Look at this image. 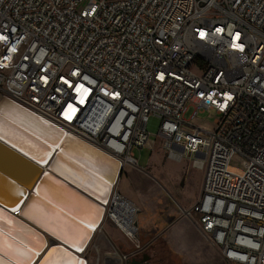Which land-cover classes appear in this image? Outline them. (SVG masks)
<instances>
[{"label": "built area", "instance_id": "obj_1", "mask_svg": "<svg viewBox=\"0 0 264 264\" xmlns=\"http://www.w3.org/2000/svg\"><path fill=\"white\" fill-rule=\"evenodd\" d=\"M3 98L122 172L143 173L135 149L192 158L203 180L181 217L225 263L264 264V0H0ZM209 111L213 131L192 125ZM236 155L241 175L228 171ZM119 198L115 186L110 221ZM116 228L133 247L124 264L143 252L141 232Z\"/></svg>", "mask_w": 264, "mask_h": 264}, {"label": "bare ground", "instance_id": "obj_2", "mask_svg": "<svg viewBox=\"0 0 264 264\" xmlns=\"http://www.w3.org/2000/svg\"><path fill=\"white\" fill-rule=\"evenodd\" d=\"M24 110L0 106V196L8 197L17 189L8 178L22 182L30 190L38 176L51 173L89 197L97 213L92 212V207L72 200L70 203L54 182L44 180L25 207V216L64 241L76 251L81 263L87 264L81 254L103 224L105 205L118 184L121 166L63 129ZM111 222L118 228L124 223L131 227L136 222V206L117 199ZM76 226L87 232L85 240ZM1 228L0 264H32L44 243L36 240L27 227L9 224L8 231ZM104 258L105 264L121 263L115 252ZM95 261L101 264L100 259ZM43 264L74 262L61 258Z\"/></svg>", "mask_w": 264, "mask_h": 264}, {"label": "rangeland", "instance_id": "obj_3", "mask_svg": "<svg viewBox=\"0 0 264 264\" xmlns=\"http://www.w3.org/2000/svg\"><path fill=\"white\" fill-rule=\"evenodd\" d=\"M193 72L197 73L195 70H193ZM190 114L191 111L189 110L183 116L184 119H189ZM216 119L217 115L213 111L203 112L199 113L196 116V119L192 121V125L205 132H211L215 127ZM158 123L159 121L157 119H153L148 125V131L151 134L150 138H157V141ZM133 155L135 160L137 161L138 168L140 170H143V174L139 176V179L144 191L143 193L147 194L148 192H150L151 194L150 202H148L150 203V205L157 203L160 204L164 201L166 203H169L173 207H177L176 203H178L179 205L185 207L184 209H189L190 206L195 202L196 198L199 197L198 195L201 188V182L203 180V171L191 167L190 163L192 158L189 160L184 158L180 162L169 160L165 156V152H163L160 145H158V147H156L153 151H150L148 149H135L133 151ZM244 166V160L236 155L231 158L228 171L235 175H241L244 170ZM138 172L142 173L141 171ZM125 174L126 171L125 169H123V177L120 176V178L122 177L123 179L125 177ZM145 175L155 181V187L149 185L147 186V184L145 186ZM124 180L125 179H123L122 184H124ZM126 185L129 192L135 191L139 193V191L136 189L137 185L135 182V187H129L130 178H127ZM116 191L119 193L117 186ZM120 196L124 200H128L121 194ZM157 198L159 199L160 203L158 202ZM135 206L137 209V225L139 228H141L146 219V214L143 212H139V206L137 204H135ZM179 218H182L181 215ZM147 234L148 235H145L146 237H144L141 232L139 241L140 245L143 247V252L145 254H148L149 256H152L154 264L197 263V258H188V252L183 249L181 250L178 248L179 255H175L174 253H172V249L177 250V248H175L176 246H173L168 239L167 241H164L162 239V235L157 236V232L155 229H152L150 233ZM132 250L133 247L130 242L124 238L123 234L116 228V226L109 220V218L105 214L100 230L92 236L91 241L87 245L86 249L82 252L81 258H85L89 264H93L97 259H100L101 264H105V255L115 252L121 259V256L123 254H126L124 253V251L129 253Z\"/></svg>", "mask_w": 264, "mask_h": 264}, {"label": "crops", "instance_id": "obj_4", "mask_svg": "<svg viewBox=\"0 0 264 264\" xmlns=\"http://www.w3.org/2000/svg\"><path fill=\"white\" fill-rule=\"evenodd\" d=\"M124 169L126 171L125 177L123 178L125 179L124 184H122L123 183L122 182L123 172H122L121 175L122 177L119 178L118 181L119 185L117 184V189L124 198L128 199L129 201L139 206V212H143L146 214L145 215L146 219L144 221V224L140 228L144 237H146L145 235H148L147 233H150L152 229H155L157 232L156 234L157 236L162 235V239L164 241H167L168 239L173 246H176L175 248H177V250L172 249V253H174L175 255H179L178 254L179 252L178 248H179L181 250L183 249L188 252L187 254L188 258L191 257L197 258L196 264H227L221 259L217 250L208 246V244L202 239L194 223L185 220L183 218H179L180 209H184L185 207L179 205L178 203H176L177 207H173L172 205L164 201L160 203L158 198L157 200L160 204L157 203L150 205V203L148 202H150L151 194L150 192L144 194L143 188L140 184L141 181L139 179L140 178L139 176L142 175L143 173L138 172V170L128 168L127 166L124 167ZM127 178H130L129 187L131 188L135 187L134 185L135 182L137 185L136 189L139 191V193L135 191L134 192L128 191L126 185ZM146 184L147 186L149 185L155 187V181L147 176L145 178V186ZM197 198L193 204L196 203ZM135 204L133 205L135 206ZM124 253H128V252L124 251ZM143 255H146V257L149 258V264H154L152 256H149L144 252L138 254L135 258H131L130 260L132 259L140 260L143 258Z\"/></svg>", "mask_w": 264, "mask_h": 264}, {"label": "water", "instance_id": "obj_5", "mask_svg": "<svg viewBox=\"0 0 264 264\" xmlns=\"http://www.w3.org/2000/svg\"><path fill=\"white\" fill-rule=\"evenodd\" d=\"M3 105L14 106L15 108L24 110L23 108L19 107L6 98H3L0 101V106ZM107 158L109 157L107 156ZM109 159L114 163H117L112 158ZM121 174L122 169H120L118 178H120ZM8 179H10V182L14 184L17 189L14 191V193H11V195L8 196L9 198L6 196H0V226L2 227V231H8L7 227L9 224L21 227L24 226L29 229V233L31 235L36 237V240L44 243L43 248L41 249V251H39L37 258L33 261L32 264H43L48 260H60L61 258L71 259L74 264H82V259L76 257V254L74 253L76 251L74 249L68 246L64 241L57 239L55 237L56 235H54L47 228L39 226L38 224L33 222L31 218L25 216V207L30 201L31 197L34 196L35 188L44 180L49 181L51 184L54 182L56 186L61 189L67 197H69L70 203L72 200V202H75L77 204L92 207L94 210L92 212L97 213V208L95 206H92L91 204L92 200L69 183L67 184L66 182L58 178L57 175H53L51 173H48L46 175L43 174L40 178L38 176L30 190L26 188L22 182L13 180L12 178ZM77 229L79 230L80 237L85 240V238L87 237V232L84 230V228L81 227H77ZM124 264H149V258L146 257V255H143V258L140 260L132 259L124 262Z\"/></svg>", "mask_w": 264, "mask_h": 264}]
</instances>
